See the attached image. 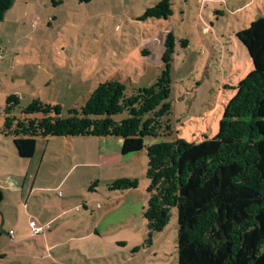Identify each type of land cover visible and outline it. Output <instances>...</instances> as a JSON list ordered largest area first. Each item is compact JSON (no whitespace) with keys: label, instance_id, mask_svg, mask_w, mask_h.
<instances>
[{"label":"rangeland","instance_id":"rangeland-1","mask_svg":"<svg viewBox=\"0 0 264 264\" xmlns=\"http://www.w3.org/2000/svg\"><path fill=\"white\" fill-rule=\"evenodd\" d=\"M159 1L15 0L0 23V40L8 44L0 61V125L14 90L21 107L40 99L60 105L67 117L98 83L119 80L129 95L149 88L165 70L164 42L173 33V138L198 143L214 137L233 87L253 68L236 34L264 15V0H171V18L142 19ZM73 140L39 138L34 157L23 159L13 138L0 136L1 264H177L176 208L151 238L144 218L146 150L123 155L109 149L114 164L94 167L96 149L90 148L92 166L79 164L83 148ZM162 140L147 138L146 144ZM122 178L137 179L138 187L108 188ZM32 221L49 223L36 235Z\"/></svg>","mask_w":264,"mask_h":264},{"label":"trees","instance_id":"trees-1","mask_svg":"<svg viewBox=\"0 0 264 264\" xmlns=\"http://www.w3.org/2000/svg\"><path fill=\"white\" fill-rule=\"evenodd\" d=\"M14 4L0 0V22ZM172 16L171 0H161L148 7L142 19ZM236 35L253 68L233 87L235 94L212 138L198 143L173 138V33L164 42L165 70L149 88L129 95L119 80L98 83L85 104L70 109L67 117L60 105L35 99L23 108L21 98L11 94L0 136L12 137L23 159L34 157L39 138H121L123 155L145 149L150 184L144 218L150 238L164 231L176 208L177 264H264V15ZM124 113L127 118L116 119ZM147 138L164 140L146 144ZM138 184L137 179L122 178L108 188L123 192ZM97 185L88 191L95 192Z\"/></svg>","mask_w":264,"mask_h":264},{"label":"crops","instance_id":"crops-1","mask_svg":"<svg viewBox=\"0 0 264 264\" xmlns=\"http://www.w3.org/2000/svg\"><path fill=\"white\" fill-rule=\"evenodd\" d=\"M0 23L4 24L5 21L0 22ZM0 48L6 50V48H8L7 42H6V46H5L4 40H0ZM4 60L5 59L2 58L0 61L4 62ZM13 60H14V58L11 59V61H13ZM18 92L19 91L14 90V91H12V94H16L19 96ZM68 139L72 140L71 138H68ZM73 141L77 145L78 148H83L82 154H80L79 157L77 158V160H82L81 161L82 163H79V164H83V165L87 164V165L92 166L90 164V162H91L90 156H92L90 148L92 147V149H96V151H97V157H96L97 159L95 161L96 163H92V164H95L94 167L95 166L106 167V166H109L111 164H114V160L116 159V157L110 156V154L107 151L110 149V150H112V154H115V152H117V149H119V150L122 149L120 138H104V139H97V138H84V139L78 138V139H76V138H74ZM95 145L97 146V148L95 147ZM70 159L73 162L76 159V157L71 156ZM104 162H106V163H104ZM34 190H36V189H34V187H33V193H35ZM2 202H3V200H2ZM2 202L0 203V206L2 205ZM85 208H87V207H85ZM48 223H42L41 226L44 227ZM1 232H2V228L0 229V233ZM95 232H96V230H95ZM9 235H10V232H9ZM49 249H51V248H49ZM3 255H6V254L3 253ZM7 259H8L7 255L2 256V260H7ZM0 264H1V262H0Z\"/></svg>","mask_w":264,"mask_h":264},{"label":"built area","instance_id":"built-area-1","mask_svg":"<svg viewBox=\"0 0 264 264\" xmlns=\"http://www.w3.org/2000/svg\"><path fill=\"white\" fill-rule=\"evenodd\" d=\"M3 56H4V51L0 48V60L3 58ZM31 225L33 227V233L36 235H38L44 231V227L38 226L34 221L31 222ZM12 233L13 232L10 231V234H12Z\"/></svg>","mask_w":264,"mask_h":264}]
</instances>
